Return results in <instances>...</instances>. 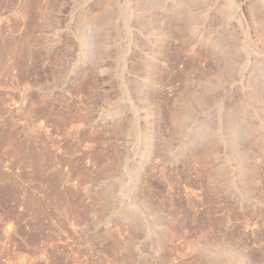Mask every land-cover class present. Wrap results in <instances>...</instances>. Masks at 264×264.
I'll return each instance as SVG.
<instances>
[{
	"label": "rangeland",
	"instance_id": "rangeland-1",
	"mask_svg": "<svg viewBox=\"0 0 264 264\" xmlns=\"http://www.w3.org/2000/svg\"><path fill=\"white\" fill-rule=\"evenodd\" d=\"M0 264H264V0H0Z\"/></svg>",
	"mask_w": 264,
	"mask_h": 264
}]
</instances>
